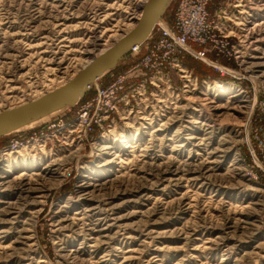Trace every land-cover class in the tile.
Returning a JSON list of instances; mask_svg holds the SVG:
<instances>
[{"label": "rangeland", "instance_id": "obj_1", "mask_svg": "<svg viewBox=\"0 0 264 264\" xmlns=\"http://www.w3.org/2000/svg\"><path fill=\"white\" fill-rule=\"evenodd\" d=\"M145 1L0 0V112L64 85ZM238 2L209 7L232 74L186 54L138 67L169 0L75 105L0 132V264H264V0Z\"/></svg>", "mask_w": 264, "mask_h": 264}, {"label": "built area", "instance_id": "obj_2", "mask_svg": "<svg viewBox=\"0 0 264 264\" xmlns=\"http://www.w3.org/2000/svg\"><path fill=\"white\" fill-rule=\"evenodd\" d=\"M214 1L177 0L173 25L158 27L157 35L148 43L138 67L146 71H154L155 69L162 71L166 68L171 56L186 54L205 61L222 75L232 74L230 66L218 63V59L233 60L238 55V50L232 42L231 30H227L223 25L224 23L219 24L220 22L211 21L209 6ZM241 2L242 0H239L234 6L240 7ZM236 11L240 12L238 9ZM223 16L228 21H232L234 18L233 14L226 17L225 13ZM225 23L228 24L227 21ZM140 46H135L131 52H137ZM209 53L216 57V60H211L208 56ZM177 66L180 69L181 65ZM185 72L186 70H184ZM102 96L104 99L101 101V111L107 115L109 111L114 109L115 103L108 95ZM79 118V125L86 132L90 129L89 122H86L89 121L86 110L82 109Z\"/></svg>", "mask_w": 264, "mask_h": 264}, {"label": "water", "instance_id": "obj_3", "mask_svg": "<svg viewBox=\"0 0 264 264\" xmlns=\"http://www.w3.org/2000/svg\"><path fill=\"white\" fill-rule=\"evenodd\" d=\"M169 0H146L134 26L99 55L90 59L64 85L18 107L0 112V131L75 105L93 81L114 68L132 49L142 44L160 20Z\"/></svg>", "mask_w": 264, "mask_h": 264}, {"label": "bare ground", "instance_id": "obj_4", "mask_svg": "<svg viewBox=\"0 0 264 264\" xmlns=\"http://www.w3.org/2000/svg\"><path fill=\"white\" fill-rule=\"evenodd\" d=\"M90 61V60H89ZM89 61L86 63V64H88L89 63ZM85 64V65H86ZM64 108H66V107H64ZM60 109H63V108H60ZM60 109H58V110H60ZM55 111H57V110H55ZM55 111H53V112H55ZM53 112H51V113H53ZM51 113H49V114H51ZM46 115H48V114H46ZM43 116H45V115H43ZM43 116H41V117H43ZM38 118H40V117H38ZM38 118H36V119H38ZM36 119H34V120H36ZM31 121H33V120H31ZM31 121H28V122H31ZM28 122H26V123H28ZM23 124H25V123H23ZM20 125H22V124H20ZM20 125H18V126H20ZM15 127H17V126H14V127H9V128H6V129H3V130H7V129H10V128H15ZM3 130H1V131H3ZM0 131V132H1ZM108 146H106V144H105V147L104 148H107Z\"/></svg>", "mask_w": 264, "mask_h": 264}, {"label": "crops", "instance_id": "obj_5", "mask_svg": "<svg viewBox=\"0 0 264 264\" xmlns=\"http://www.w3.org/2000/svg\"><path fill=\"white\" fill-rule=\"evenodd\" d=\"M210 7V6H209Z\"/></svg>", "mask_w": 264, "mask_h": 264}]
</instances>
